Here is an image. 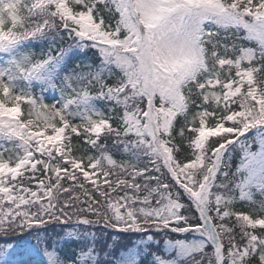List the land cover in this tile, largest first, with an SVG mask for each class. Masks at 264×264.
Instances as JSON below:
<instances>
[{"label": "snow or ice", "instance_id": "6c2138e0", "mask_svg": "<svg viewBox=\"0 0 264 264\" xmlns=\"http://www.w3.org/2000/svg\"><path fill=\"white\" fill-rule=\"evenodd\" d=\"M0 264H264V0H0Z\"/></svg>", "mask_w": 264, "mask_h": 264}]
</instances>
